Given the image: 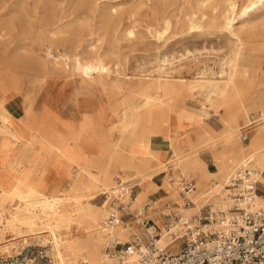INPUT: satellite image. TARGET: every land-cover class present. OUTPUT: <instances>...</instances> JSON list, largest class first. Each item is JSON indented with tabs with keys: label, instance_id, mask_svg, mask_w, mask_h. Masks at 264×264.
<instances>
[{
	"label": "bare ground",
	"instance_id": "bare-ground-1",
	"mask_svg": "<svg viewBox=\"0 0 264 264\" xmlns=\"http://www.w3.org/2000/svg\"><path fill=\"white\" fill-rule=\"evenodd\" d=\"M245 1L202 0L197 12L190 18L193 27H199V22L207 16L211 20L220 18L221 26L235 37L234 45L230 53L224 56L220 68L224 79L219 82L206 80L200 84L205 91L204 101L214 111L213 116H220L221 132L211 128L201 115L173 106L169 97L177 89L162 79V72H166L165 64L157 66V77L141 79L138 86L124 89L126 93L114 106L112 119H109L110 132L112 134V130L117 128L118 137L112 135L108 141L104 140L101 132L93 129L105 122L100 113H85L79 122L74 123L61 120L47 105L35 107L29 98L25 97L20 104H15L12 101L15 94L0 96V132L3 134L0 139L4 138L8 144L0 149V156L9 154L8 148L14 144L33 148L50 156L52 163H58V178H70L72 181L66 190L60 189L54 193L53 187L48 185L41 191V173L38 172L31 181H27L24 178L26 168L16 167V164L0 168L2 192L21 203L13 213L0 216V222L3 219L8 226H23L30 233L37 231L41 235L38 237L48 241L54 250L53 264H133L131 258L122 263L113 258H103L107 234L110 232L121 241H127L130 230L127 224L120 222L113 226L103 224L107 215V201L101 205L92 204L100 194L117 196L118 192L129 193V189L137 185L142 192L137 200H131L136 205L143 195L157 189L153 177L167 172L168 163L172 164L173 169H180L182 174L191 171L199 177L193 195L194 205L184 207L180 203L173 207L168 218L171 224L175 216L190 217L206 203L211 202L218 208L229 174H233L247 160L253 161L264 171V70L260 62L254 63L264 59L260 55L264 43L257 44L253 26L244 32L235 29L233 25L236 20L240 21L241 26L248 23L250 16L264 6V0ZM62 2L19 0L12 3L11 10L0 11V38L6 32H20L23 39L14 43L12 50L16 64L23 63L24 57L32 62L35 58L40 59L38 51L45 48L48 51L43 57L44 61L34 62L38 72L52 74L53 68L63 59L64 73L77 75L86 82L104 85L103 76L111 72V66L106 62L109 55L95 46L88 47L87 53H83L79 51L82 40L75 38L69 41L64 37L66 34L79 37L80 33H85L96 40L94 37H97V30L101 27L96 24V18L100 19L104 27L125 36L133 34L132 28L121 24L122 18L117 17L116 10L100 12L99 0H82V19L78 24L73 20L69 22V16L61 6ZM8 6L4 4L0 8ZM161 23L158 30L160 37L169 28L166 18ZM35 33L43 36L42 42H27ZM56 35H60V41L67 44L70 51L61 54L59 58L48 57L51 55L49 49L56 42ZM10 46L11 41H0V54H4ZM116 87L122 88L120 85ZM220 110L225 112L223 117L219 114ZM249 111H256L260 122L253 129L249 141L244 144L238 133L249 124ZM205 117V120L209 118L207 115ZM240 118L247 122L246 125L239 124ZM164 140L171 151L166 162L165 153L155 146L163 144ZM110 146L114 149H110ZM201 149L211 152L216 171L207 169L199 155ZM114 165L118 168L115 173L112 172ZM102 167L105 171L99 179ZM73 168L75 174L72 173ZM120 173L126 177L125 182L118 185L116 177ZM170 175L167 174L169 183ZM214 177L220 182L212 179ZM208 181L212 187L207 186ZM95 182L100 185L97 190L92 188ZM121 186L122 191L119 190ZM256 201L264 205L261 195H257ZM138 206H142L138 211L135 210L140 220L145 215L143 205ZM154 206L156 203H151V207ZM165 207L171 208V203H166ZM163 227L159 240L162 245L168 242L165 224Z\"/></svg>",
	"mask_w": 264,
	"mask_h": 264
},
{
	"label": "rangeland",
	"instance_id": "rangeland-1",
	"mask_svg": "<svg viewBox=\"0 0 264 264\" xmlns=\"http://www.w3.org/2000/svg\"><path fill=\"white\" fill-rule=\"evenodd\" d=\"M16 1L19 0H0V6L4 4L10 5L4 9L3 7L0 8V11L11 10L13 8L11 4ZM81 1L63 0L61 6L63 11L68 14L69 18L67 20L69 22L73 20L74 23L78 24L77 22L82 19L84 6ZM201 1L99 0L101 4L100 12L116 10L117 17L122 18L121 24L130 26L133 34L125 36L119 32H114L112 29L104 27L100 19L96 18V24L101 26L97 30V37H94L96 40H93L90 36H86L85 33H80L79 37L66 34L64 38L69 41L75 38L82 40L79 51H83V53H87L88 47L95 46L99 51L109 55L106 62L111 66V72L109 75L103 76L104 85L86 82L77 75L64 73L62 70L63 59H60V63L53 68L52 74H44L37 71L34 63L37 58H31L34 59V62H32L28 57H24L23 63L16 64L12 57L13 44L23 38L19 31L6 32L0 38V41H11V46L4 54H0V96L10 93L15 94L12 98L15 104H20L25 97L29 98L33 105H36L35 107L40 108L43 105H47L51 112L56 114L61 120L74 123L79 122L85 113H100L105 122L103 125L94 127L93 129L101 132L104 140L108 141L112 135L118 137L117 128H114L111 134L109 119H112L114 106L126 93L124 89L138 86L141 79L157 77V66L165 64L166 72H162V79L171 83L177 89L169 97L173 106L179 110H186L201 115L204 118V122L208 123L214 130L221 132L223 128L220 116H213L214 111L209 103L204 101L205 91L201 89L200 84L206 80L219 82L224 79L220 68L224 56L230 53L234 45L235 37L221 26L220 18L211 20L207 16L199 22V27L197 25L193 27L190 24V18L193 16V13L197 12L196 9ZM245 2V0H239V3ZM129 12H132V14L130 15ZM164 18L169 21V28L160 37L158 30H160L161 22ZM233 25L235 29H240L244 32L247 31L248 27L253 26L254 34L258 39L257 44L260 42L264 43V6L250 16L248 23L241 26L240 21L236 20ZM59 37L60 35H56V42L49 49L51 55L48 57L59 58L61 54H66L70 51L68 45L60 41ZM42 40L43 36L35 33L27 39V42H42ZM35 47L38 48L37 46ZM46 51L48 50L45 48L38 51L41 57L37 61H44L43 57L46 56ZM260 55L264 56V50ZM85 56L89 55L85 54ZM164 59L167 61L164 62ZM258 62H260V66L264 70V59L254 61L255 64ZM117 85H120L122 88L117 89ZM221 113L224 114L223 110L219 111V114ZM222 114L221 116L223 117ZM206 115L209 117L207 120H205ZM243 121L239 120V124L246 125L247 122ZM259 122V114L256 111H249V124L241 131L248 128L254 129ZM252 133H250V136ZM240 134L239 132L238 135ZM2 135V132H0V138ZM158 137L161 136L158 135ZM166 143L167 141L164 140L163 144L158 143L155 145L165 153V162L171 156L170 147ZM14 145L16 149L10 156L8 154L6 158H4V155L3 157L0 156V168H7L9 165L16 164V167L30 169L33 174L37 172L41 173L43 176L41 191H44L56 173V167L52 165L50 156L30 147ZM110 149H114V147L110 146ZM199 155L206 163L209 171H216V165L212 161L211 152L208 149H201ZM167 167V172L156 174L153 177L154 183L158 186L154 196L160 200L154 207L162 204L161 210L165 208L164 203H171V208L176 207L180 203L183 204L182 185L184 182H192L196 185V180L199 179L191 171L182 174L180 169H173L171 163H168ZM75 172L73 168L72 173L75 174ZM166 174H171L169 177L170 183L174 186V191H177L169 199L166 198L169 196V189L162 186V181ZM261 177L263 176L256 175V178L262 182L258 186V195L264 198V177ZM212 179L220 182L216 177ZM116 181L118 185L122 182L124 183L125 175L116 177ZM71 182L70 178L63 180L60 183L61 189L66 190ZM172 182L177 183V185ZM225 185L223 193L226 190ZM207 186L212 187L210 181L207 182ZM138 189V186H132L129 189V193H125L122 191L121 186L119 190L123 193L118 192L117 196H108V193L100 194L92 201V204L101 205L107 201L106 208L108 213L110 209L118 208L121 201L128 200L130 209L135 210L136 208L138 210L142 206H135L131 203ZM223 199L224 195L221 201H224ZM211 204L213 205V203ZM18 205H21V203L17 199L5 195L0 188V216L5 217L13 213L17 210ZM167 218L162 216V222H165ZM131 220L130 217L123 216L120 223L130 222ZM154 220L152 219V222H155ZM132 222V226L137 228L136 233L143 234V230L136 223L134 224L135 221ZM163 229L164 227H162ZM36 232L30 233L25 231V227L23 226H8L5 220L2 219L0 222V261L9 257L22 255L29 260H40V262L44 263L50 260L51 264H53L54 250H52V246L48 241H43L38 237L41 235ZM23 238L26 239L25 242ZM106 240L107 237L105 242ZM41 257L43 258L40 259Z\"/></svg>",
	"mask_w": 264,
	"mask_h": 264
},
{
	"label": "built area",
	"instance_id": "built-area-1",
	"mask_svg": "<svg viewBox=\"0 0 264 264\" xmlns=\"http://www.w3.org/2000/svg\"><path fill=\"white\" fill-rule=\"evenodd\" d=\"M252 131L251 128L241 131L240 140L248 142ZM256 175L264 177V171L247 160L228 176L224 201L218 208L206 203L190 217L176 216L171 224L165 216L168 242L164 245L159 242L160 227L149 217H142L136 223L143 234L133 232L127 241L109 232L103 258H115L118 263L131 258L133 264H264V205L256 201L262 182ZM195 188L192 182L182 185L184 207L194 205ZM119 204L108 212L106 225L118 224L123 216L136 217L128 200ZM36 262L51 264L50 260L44 263L22 255L2 259L0 264Z\"/></svg>",
	"mask_w": 264,
	"mask_h": 264
},
{
	"label": "crops",
	"instance_id": "crops-1",
	"mask_svg": "<svg viewBox=\"0 0 264 264\" xmlns=\"http://www.w3.org/2000/svg\"><path fill=\"white\" fill-rule=\"evenodd\" d=\"M223 113L224 114H222V115H225V112L223 111ZM240 120H242V118H240ZM210 126V125H209ZM212 128V127H211ZM253 132V131H252ZM241 133V132H240ZM250 138V137H249ZM241 141V140H240ZM242 142V141H241ZM243 143V142H242ZM3 146H8V144H6L5 142H4V138H3V140L2 139H0V149L1 148H3L4 149V147ZM9 154H8V156H10V154H12V152H14L15 151V149H16V147H15V145H13V146H9ZM160 150V149H159ZM7 152H8V150H7ZM4 155V154H3ZM7 156V155H6ZM6 156L4 157V158H6ZM52 165L53 166H55L56 167V173H55V175H54V177L52 178V180L49 182V184L48 185H51L52 187H53V192L54 193H56L58 190H60L61 189V187H60V183L64 180V179H60V178H58L57 177V170H58V163L57 162H53L52 163ZM141 167H142V165H141ZM105 168L104 167H102L101 168V170H100V173H99V179H101L102 177H103V174H104V170ZM118 170V168H117V166L116 165H114L113 166V168H112V172L113 173H115L116 171ZM121 169H119V171H120ZM38 173V172H37ZM36 173V174H37ZM24 178L27 180V181H31L35 176H36V174H33V172L30 170V169H28V168H26L25 169V171H24ZM122 175H124V174H122ZM122 175H120V176H122ZM29 176V177H28ZM49 177H52V176H49ZM126 177V176H125ZM154 182V181H153ZM42 185H43V179L41 180V182H40V185H39V187L41 188L42 187ZM47 185V186H48ZM133 186H137V185H133ZM162 186H164V187H166L167 189H169V196L168 197H166L167 199H169V198H171V196H172V194L175 192L174 191V186L172 185V184H170L168 181H167V174L165 175V177H164V179H163V181H162ZM161 186V187H162ZM94 190H97V189H99L100 188V185H99V182H95L94 183V185H93V187H92ZM139 188V187H138ZM158 188V187H157ZM142 191H141V189L139 188L138 189V191H137V193H136V195H135V198L134 199H132V201H135V200H137V198H138V196H139V194L141 193ZM156 192L157 191H151L150 193H148V194H145V195H143L140 199H139V202L135 205V206H138L139 204H141V205H143V207L144 206H146V205H148V207H147V209H145V211H144V215H145V217H149L150 219H151V221H152V219H155L154 221V223L156 224V225H158L159 227H160V229L164 226V224H165V222L163 223L162 222V216H166V217H168L169 218V216H170V214H171V211H172V209L173 208H164L163 210H161L160 208L162 207V204L161 205H159L158 207H154V208H152L151 207V203H158L160 200L158 199V198H155V194H156ZM168 195V194H167ZM164 204H166V203H164ZM135 215H136V217L135 218H132V220L130 221V222H121V224H127L128 226H129V239H130V234L131 233H136L137 231V228H134L133 226H132V224H133V222L132 221H135L134 222V224L135 223H137L138 221H139V217H137V213L138 212H136V211H138L136 208H135V210L134 209H130ZM108 214V213H107ZM106 218V217H105ZM160 223V224H159ZM103 224L104 225H106V223H105V220H104V222H103ZM141 234V233H140Z\"/></svg>",
	"mask_w": 264,
	"mask_h": 264
}]
</instances>
